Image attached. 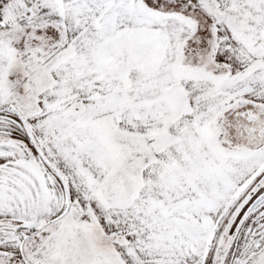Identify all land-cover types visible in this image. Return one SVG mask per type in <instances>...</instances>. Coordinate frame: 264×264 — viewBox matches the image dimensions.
<instances>
[{"label": "snow or ice", "instance_id": "1", "mask_svg": "<svg viewBox=\"0 0 264 264\" xmlns=\"http://www.w3.org/2000/svg\"><path fill=\"white\" fill-rule=\"evenodd\" d=\"M0 264H264V0H0Z\"/></svg>", "mask_w": 264, "mask_h": 264}]
</instances>
